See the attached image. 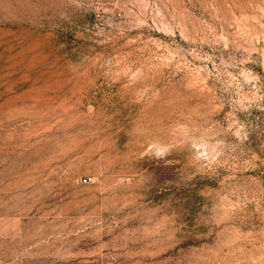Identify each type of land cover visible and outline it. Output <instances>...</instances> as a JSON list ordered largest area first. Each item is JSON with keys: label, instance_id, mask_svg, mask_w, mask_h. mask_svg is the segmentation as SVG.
I'll use <instances>...</instances> for the list:
<instances>
[{"label": "rangeland", "instance_id": "rangeland-1", "mask_svg": "<svg viewBox=\"0 0 264 264\" xmlns=\"http://www.w3.org/2000/svg\"><path fill=\"white\" fill-rule=\"evenodd\" d=\"M0 264H264V0H0Z\"/></svg>", "mask_w": 264, "mask_h": 264}]
</instances>
